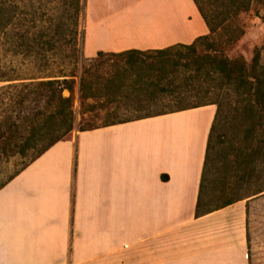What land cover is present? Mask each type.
Here are the masks:
<instances>
[{"label": "crops", "instance_id": "1", "mask_svg": "<svg viewBox=\"0 0 264 264\" xmlns=\"http://www.w3.org/2000/svg\"><path fill=\"white\" fill-rule=\"evenodd\" d=\"M184 2L170 0L175 15ZM161 20L108 16L85 58L209 34L201 16ZM216 114L204 106L56 143L0 190V264H264V192L196 218Z\"/></svg>", "mask_w": 264, "mask_h": 264}, {"label": "trees", "instance_id": "2", "mask_svg": "<svg viewBox=\"0 0 264 264\" xmlns=\"http://www.w3.org/2000/svg\"><path fill=\"white\" fill-rule=\"evenodd\" d=\"M193 2L209 34L197 38L192 44L147 51L99 52L96 58L84 59L79 46L80 40L84 42V31L80 30L84 0H0V54L22 57L29 66L27 74L17 78L0 67V84L28 81L22 84L16 99L0 106V162L13 155L24 156L35 151L24 170L56 143L69 137L74 131L72 94L77 79L81 98L95 100L101 97V105L105 107L109 100V89L105 84L114 81L123 70L135 79L134 85L140 87L135 89L138 93L135 99L141 111L155 103L159 95L174 97L178 109L101 127L216 106L196 218L238 202L228 201L210 209L205 188L215 133L224 110L217 100L220 93L240 96V111L251 122L246 130L241 158L251 155L256 132L264 130V66L261 63L264 46L255 49L251 65L242 58L230 59L226 55L227 50L234 48L245 35L239 17L250 12L254 5L264 11V0ZM107 59L116 62L115 69L113 66L112 69L105 68ZM65 91L71 96L65 97ZM189 95L194 101L205 102L186 107ZM90 108L95 109V106ZM93 129L96 128L81 129L80 132ZM9 182L0 184V190Z\"/></svg>", "mask_w": 264, "mask_h": 264}, {"label": "rangeland", "instance_id": "3", "mask_svg": "<svg viewBox=\"0 0 264 264\" xmlns=\"http://www.w3.org/2000/svg\"><path fill=\"white\" fill-rule=\"evenodd\" d=\"M158 1L84 0L83 19L80 27L81 32L84 31V42L82 43L81 40L79 42L82 57L87 59L85 54L87 56V52L93 50L98 37L101 39L107 38L105 36L107 33L102 29L101 23L108 16H115L116 18L131 16L134 18V15L138 14L144 16V18L160 17L162 20L158 24L161 25L183 21L187 17L196 25L200 14L193 0H187V2L182 3L181 8L185 14L184 17L183 15H175L170 8V0H160L163 5L154 8L151 13L145 15L147 7L157 4ZM164 2H166L165 5ZM238 22L244 29L245 35L237 42L234 48L227 50L226 55L230 59L242 58L248 65H251L255 49L264 46V11L254 5L250 12L244 13L239 17ZM111 26H114V30L118 31L117 23ZM194 31L195 33H200L202 29L196 28ZM261 63L264 66V50L262 51ZM115 64L116 62L114 63V61L107 59L105 68L112 69L113 66L115 69ZM0 67L7 69L14 78L21 74H27L26 70L29 69L28 62L24 61L22 57H4L2 54H0ZM128 74L121 70V74H118L114 81L108 84L105 82L109 89V93H107L109 94V100L106 102L105 107L101 105L103 100L101 97L95 100H83L80 93L79 79H77L72 94L75 114L72 135L81 129L98 128L117 121H129L138 117L168 113L178 109L174 97L159 95L155 103H151L145 107V110L141 111V109L137 108L135 99L138 97L135 89H140V87L134 85L135 79L131 75L128 76ZM26 82L28 81H13L0 84V106L16 99L21 91L22 84ZM64 96L70 97L71 94L65 91ZM189 98L186 101V107L205 102L194 101V98L190 97V95ZM217 100L220 101L224 110L215 133L212 161L208 169L205 188L206 202L209 204L210 209H215L228 201L253 200L256 195L264 192V130L256 132L257 139L251 150V155L247 158H241L240 155L243 154L244 141L246 139V130L251 126L248 117L240 111L242 98L236 93L228 94L223 92L220 93ZM90 106H95V109H91ZM1 112L2 109H0ZM34 154L35 151L31 150L24 156L13 155L11 158H4L0 162V184L15 179Z\"/></svg>", "mask_w": 264, "mask_h": 264}]
</instances>
